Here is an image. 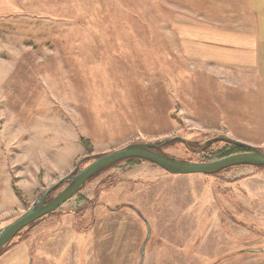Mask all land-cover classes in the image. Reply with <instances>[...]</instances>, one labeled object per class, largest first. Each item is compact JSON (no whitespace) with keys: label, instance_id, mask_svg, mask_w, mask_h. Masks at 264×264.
<instances>
[{"label":"rangeland","instance_id":"rangeland-1","mask_svg":"<svg viewBox=\"0 0 264 264\" xmlns=\"http://www.w3.org/2000/svg\"><path fill=\"white\" fill-rule=\"evenodd\" d=\"M217 3L0 0V226L130 142L180 135L197 151L161 150L193 161L245 150H198L220 135L264 151V125L232 104L231 79L182 52L175 23ZM26 227L0 264H264V165L171 173L125 158Z\"/></svg>","mask_w":264,"mask_h":264},{"label":"crops","instance_id":"crops-1","mask_svg":"<svg viewBox=\"0 0 264 264\" xmlns=\"http://www.w3.org/2000/svg\"><path fill=\"white\" fill-rule=\"evenodd\" d=\"M198 14L175 23L185 59L229 77L232 104L247 110V124L264 125V0H218Z\"/></svg>","mask_w":264,"mask_h":264},{"label":"water","instance_id":"water-1","mask_svg":"<svg viewBox=\"0 0 264 264\" xmlns=\"http://www.w3.org/2000/svg\"><path fill=\"white\" fill-rule=\"evenodd\" d=\"M174 140L182 141L186 147L190 148L187 139L180 135L165 138L160 141L130 142L119 148L104 152L92 159L85 166L79 168L76 172L60 177L48 186L25 211L3 226H0V255L3 253L7 244L23 228L56 210L61 204L77 193L94 174L119 160L131 157L146 159L171 173L201 172L210 174L233 165H264V151L255 145L224 135L207 139L201 149L198 150H202L207 143L216 140H223L235 144L245 148V150L225 154L212 160L193 161L183 160L156 149ZM190 149L197 151L196 149ZM63 183H65L64 186L49 198V193ZM148 234H150L149 227Z\"/></svg>","mask_w":264,"mask_h":264},{"label":"trees","instance_id":"trees-1","mask_svg":"<svg viewBox=\"0 0 264 264\" xmlns=\"http://www.w3.org/2000/svg\"><path fill=\"white\" fill-rule=\"evenodd\" d=\"M178 141H179V140H178ZM95 157H96V156H95ZM41 218H42V217H41ZM38 220H39V219H37L36 221L32 222V223H31V224H29L27 227H29V226H31V225H33V224H35V223H36ZM27 227H26V228H27ZM24 229H25V228H24ZM20 232H21V231H20ZM20 232H19V233H20ZM19 233H18V234H19Z\"/></svg>","mask_w":264,"mask_h":264},{"label":"flooded vegetation","instance_id":"flooded-vegetation-1","mask_svg":"<svg viewBox=\"0 0 264 264\" xmlns=\"http://www.w3.org/2000/svg\"><path fill=\"white\" fill-rule=\"evenodd\" d=\"M158 151H161V152H164V151H162L161 150V147H159V148H156ZM50 194V193H49ZM53 195H51V196H49V198H51Z\"/></svg>","mask_w":264,"mask_h":264},{"label":"bare ground","instance_id":"bare-ground-1","mask_svg":"<svg viewBox=\"0 0 264 264\" xmlns=\"http://www.w3.org/2000/svg\"><path fill=\"white\" fill-rule=\"evenodd\" d=\"M47 215V214H46Z\"/></svg>","mask_w":264,"mask_h":264}]
</instances>
